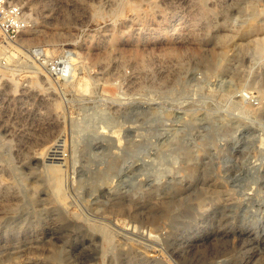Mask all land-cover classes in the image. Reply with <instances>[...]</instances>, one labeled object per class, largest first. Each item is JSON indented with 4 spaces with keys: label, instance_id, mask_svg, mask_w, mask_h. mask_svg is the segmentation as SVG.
<instances>
[{
    "label": "rangeland",
    "instance_id": "1",
    "mask_svg": "<svg viewBox=\"0 0 264 264\" xmlns=\"http://www.w3.org/2000/svg\"><path fill=\"white\" fill-rule=\"evenodd\" d=\"M23 1L0 264H264V0Z\"/></svg>",
    "mask_w": 264,
    "mask_h": 264
},
{
    "label": "built area",
    "instance_id": "2",
    "mask_svg": "<svg viewBox=\"0 0 264 264\" xmlns=\"http://www.w3.org/2000/svg\"><path fill=\"white\" fill-rule=\"evenodd\" d=\"M30 22L31 17L23 0H0V34L7 42L16 43L29 28ZM28 52L43 65L50 81L66 72V60H51V63H47L48 56L41 47L29 48Z\"/></svg>",
    "mask_w": 264,
    "mask_h": 264
},
{
    "label": "bare ground",
    "instance_id": "3",
    "mask_svg": "<svg viewBox=\"0 0 264 264\" xmlns=\"http://www.w3.org/2000/svg\"><path fill=\"white\" fill-rule=\"evenodd\" d=\"M212 6V5H211ZM149 9V7H148ZM199 9V7H198ZM195 11V10H194ZM180 13V12H179ZM209 18V17H208ZM194 20V19H193ZM196 24V23H195ZM197 25V24H196ZM198 37V36H197ZM189 46V45H188ZM5 49H9V46L8 45H5L4 46ZM166 70V69H165ZM30 148V147H29ZM1 198V197H0ZM15 201L16 198L13 197V198H3V199H0V214H2L4 211H8V210H13L14 206L15 205ZM195 214V210L193 208L192 205H189L187 206L186 210H185V215H194ZM2 217V215H1ZM189 217V216H188ZM179 219L176 218L175 221H178Z\"/></svg>",
    "mask_w": 264,
    "mask_h": 264
}]
</instances>
